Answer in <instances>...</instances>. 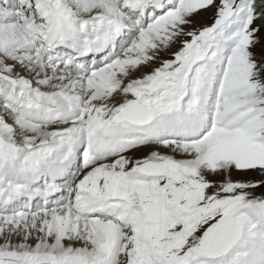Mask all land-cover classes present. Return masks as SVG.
I'll return each instance as SVG.
<instances>
[{
	"label": "snow or ice",
	"instance_id": "1",
	"mask_svg": "<svg viewBox=\"0 0 264 264\" xmlns=\"http://www.w3.org/2000/svg\"><path fill=\"white\" fill-rule=\"evenodd\" d=\"M0 264H264V0H0Z\"/></svg>",
	"mask_w": 264,
	"mask_h": 264
}]
</instances>
